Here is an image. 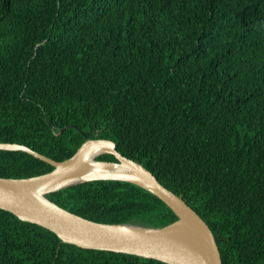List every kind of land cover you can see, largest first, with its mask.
I'll use <instances>...</instances> for the list:
<instances>
[{
  "label": "trees",
  "instance_id": "obj_1",
  "mask_svg": "<svg viewBox=\"0 0 264 264\" xmlns=\"http://www.w3.org/2000/svg\"><path fill=\"white\" fill-rule=\"evenodd\" d=\"M84 133L184 196L223 264H264V0H0V142L64 161ZM53 169L0 150V177ZM47 197L96 222L178 219L125 181ZM0 264L167 263L65 243L0 208Z\"/></svg>",
  "mask_w": 264,
  "mask_h": 264
},
{
  "label": "water",
  "instance_id": "obj_2",
  "mask_svg": "<svg viewBox=\"0 0 264 264\" xmlns=\"http://www.w3.org/2000/svg\"><path fill=\"white\" fill-rule=\"evenodd\" d=\"M67 127L81 131L76 125ZM52 128L55 130L53 125ZM84 135L82 146L64 161H56L26 145L0 142V150L24 151L54 166L51 172L34 177H0V208L50 229L65 243L85 249L134 254L167 264H223L212 229L184 196L165 187L143 164L121 154L114 141ZM105 154L114 155L118 161L98 159ZM96 180L138 185L165 202L178 219L163 227L96 222L47 197L49 193Z\"/></svg>",
  "mask_w": 264,
  "mask_h": 264
}]
</instances>
